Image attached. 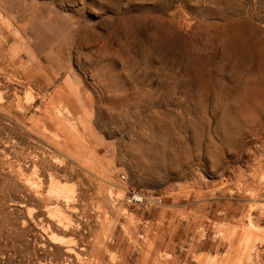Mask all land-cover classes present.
I'll list each match as a JSON object with an SVG mask.
<instances>
[{
  "label": "rangeland",
  "instance_id": "rangeland-1",
  "mask_svg": "<svg viewBox=\"0 0 264 264\" xmlns=\"http://www.w3.org/2000/svg\"><path fill=\"white\" fill-rule=\"evenodd\" d=\"M0 264H264V0H0Z\"/></svg>",
  "mask_w": 264,
  "mask_h": 264
}]
</instances>
